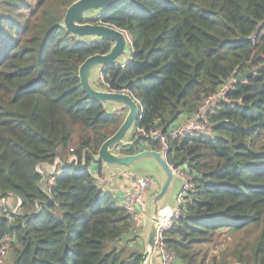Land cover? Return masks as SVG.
<instances>
[{
	"label": "trees",
	"instance_id": "1",
	"mask_svg": "<svg viewBox=\"0 0 264 264\" xmlns=\"http://www.w3.org/2000/svg\"><path fill=\"white\" fill-rule=\"evenodd\" d=\"M74 1L0 0V198L20 202L17 213L0 208L5 264L142 260L128 246L130 215L98 184L102 164L98 179L89 159L66 165L51 185L38 171L72 156L80 166L124 120L81 91L79 66L112 44L63 29ZM100 18L83 22L126 32L130 58L106 68L98 88L128 93L145 130L166 132L249 72L209 114L210 135L170 141L167 162L186 167L194 188L162 236L180 264H264V0H122ZM142 142L117 152L158 151Z\"/></svg>",
	"mask_w": 264,
	"mask_h": 264
},
{
	"label": "water",
	"instance_id": "2",
	"mask_svg": "<svg viewBox=\"0 0 264 264\" xmlns=\"http://www.w3.org/2000/svg\"><path fill=\"white\" fill-rule=\"evenodd\" d=\"M122 0H76L65 11L63 18V29L71 36L86 41L87 39H101L109 41L112 45L106 54H94L87 57L78 68V78L81 91L91 101L110 107L113 113H123L124 120L118 130L105 140L96 155L85 149L82 153V163L78 166L77 159L72 156L70 164L74 163L75 168L83 169L89 159L92 163L108 166H123L129 168L133 179L141 178L142 174L134 172V166L147 162L144 165L146 171L157 168L161 174V183L158 191L147 201L148 218L144 220V227L147 226L144 251L140 264H147L153 254L157 230L161 222V213L168 207L170 198L174 192L177 175L174 170L176 164L170 165L161 151L146 149L136 154H124L117 152L118 148H125L130 145L124 138L129 129L137 122L140 107L135 100L126 92H115L99 90L90 73L93 68H98L100 73L108 67H122L129 60L128 35L114 27L98 23H85L84 19H101L102 15L109 9L114 8ZM125 58H128L124 61ZM249 72L240 75H233L236 82L244 81ZM154 165V166H153ZM145 177V176H143ZM174 200L178 192H174Z\"/></svg>",
	"mask_w": 264,
	"mask_h": 264
},
{
	"label": "built area",
	"instance_id": "3",
	"mask_svg": "<svg viewBox=\"0 0 264 264\" xmlns=\"http://www.w3.org/2000/svg\"><path fill=\"white\" fill-rule=\"evenodd\" d=\"M130 54V52H129ZM233 82H236L232 76L227 82L214 94L207 96L199 107L198 112L186 120H178L174 127L169 128L166 132H162L159 129L145 130L137 126V122L131 127L129 137L127 142L130 143L129 146H133L139 139L143 142L144 147H149V143H155L158 145V151H161L165 157L169 152L170 141L172 140H184L186 137L194 136H207L211 134V125L208 119L209 114H212L216 109L220 101L224 100L226 92L230 89ZM104 84V76L102 73L99 74L98 80L96 82V87L98 85ZM141 112V111H139ZM121 148H118V150ZM117 150V151H118ZM58 163V161H56ZM68 164H60L58 168H54V172L48 175V183L51 185L54 182L55 176L59 174L66 165H70V160ZM174 173L180 180L181 190L175 198V205L169 207L170 216L165 221L162 222L157 230L155 244L153 249V254L156 259L159 260V264H175L176 261L179 262L173 255L169 254L163 243L162 232L168 228L171 223V218H177L178 216V205L182 202V197L188 191L192 190L193 184L190 182V175L187 172L186 167L178 166ZM124 178L132 180L131 187L124 193V197L120 205L126 210L130 215L132 225H134L136 231H142L144 220L148 218V207H147V196L152 191L155 181L152 176H145L139 179H133L130 174H122ZM45 177V176H44ZM46 178V177H45ZM7 199L0 198V208H5ZM20 202L18 201V207ZM141 229V230H140ZM11 239L4 237L0 241V255L9 248V243ZM0 256V260H1Z\"/></svg>",
	"mask_w": 264,
	"mask_h": 264
},
{
	"label": "rangeland",
	"instance_id": "4",
	"mask_svg": "<svg viewBox=\"0 0 264 264\" xmlns=\"http://www.w3.org/2000/svg\"><path fill=\"white\" fill-rule=\"evenodd\" d=\"M98 73H99V69L98 68H93L91 70V73H90V78L94 81L96 79ZM98 89L101 90L102 87H100ZM180 118H181L180 120H182L183 119V116L180 117ZM130 131H131V128L129 129V131L125 135V138L124 139H127L129 137L128 135H129ZM124 141L127 142V140H124ZM70 159H71V157L66 162H68ZM146 163L147 162H144L142 164H139V165L134 166L133 169H134V172L136 170V172H135L136 175H137V172L140 173V174H142L141 177H143V176H153V175H157V177H159L161 175L159 169H157V168H153L152 171H148V170L146 171V169L144 168V165ZM53 167H54V164H53ZM57 167H59L58 164H57ZM108 167L109 168L107 169V168H105V165H104V167H103L104 170L102 171V174L100 176L102 178V180H99V181L102 184V185H100V187L102 189H103V185L107 184V182L109 181V179L108 180L106 179L107 178V175H110V176L111 175H122L124 173L130 174L131 176L133 175L129 168H126V167H123V166H111L110 165ZM54 168H56V166ZM54 168H53V171L51 173L54 172ZM89 170H90L91 173H94L97 170V165L94 164V163H91L90 166H89ZM38 171L41 172L46 177V179H48L49 176L47 175V173L45 172V170L43 169L42 166L38 167ZM103 178H105V179H103ZM42 186L43 187L45 186L44 183L42 184ZM180 190H181L180 180L177 177V180L175 181L174 192H178L179 193ZM174 192L172 194V197L170 198L173 201H174V194H175ZM5 210L6 211H10L12 213H17L19 211V208H18V200L15 199V198L8 197L7 198V203H6ZM167 216H168V213L166 211L163 214V216H162V222H164L167 219ZM133 229H135L134 225H133ZM133 229H132V235L133 234L136 235V238L133 241L129 242L128 243V246L129 247L138 246L139 251L141 250L142 253H143V251H144V239H145V234H146L147 226L143 227L142 231H138L137 230L136 233H134L135 230H133ZM139 235H142V237H143L142 240L141 239H138V236ZM129 238H131V236H129ZM129 238H127L126 240H122L119 243V245L126 244V242L129 240ZM132 238H134V237H132ZM135 241H136V244H135ZM0 256L2 257L1 260H0V264L1 263L2 264H5V263L9 262L12 259V256H13L12 247L9 246L8 250H6L5 253L3 252ZM154 257H155V255L152 254V256L148 259L147 264H159V260L155 259L156 257L155 258Z\"/></svg>",
	"mask_w": 264,
	"mask_h": 264
},
{
	"label": "crops",
	"instance_id": "5",
	"mask_svg": "<svg viewBox=\"0 0 264 264\" xmlns=\"http://www.w3.org/2000/svg\"><path fill=\"white\" fill-rule=\"evenodd\" d=\"M128 52H129V49H128ZM127 59L128 58H125L124 61H126ZM99 74H100V71H99L96 79L94 81L92 80L95 85H96V82L98 80ZM102 90H104V89H102ZM107 108L109 109L110 107H107ZM125 140H128V138L125 139ZM56 161H58V160H56ZM60 163L61 162H59V161H58V163H54V167L56 166V168H57V164L60 166ZM40 166L43 167V169L45 170L47 175H50L51 172L53 171V165L41 164ZM92 174L97 179L99 178L98 174H97V170L94 173H92ZM152 177H153V179L155 181V185H154L152 191L150 192V194L147 196V201L149 200V198L151 196H153L158 191L160 183H161V175L159 177H157V175H153ZM103 179H105V178H103ZM106 179L107 180L109 179V181L107 182V184L103 185V190L109 191L112 194V197H114V199L116 200V202H118L120 204L122 202V200H123L124 193L131 187L132 180L124 178L121 175H111V176L107 175ZM99 180H102V178L100 177L98 179V184L102 185ZM174 205H175V200L174 201H169L167 208L173 207ZM138 239L142 240L143 239L142 235H139ZM175 264H180V262L176 261Z\"/></svg>",
	"mask_w": 264,
	"mask_h": 264
},
{
	"label": "bare ground",
	"instance_id": "6",
	"mask_svg": "<svg viewBox=\"0 0 264 264\" xmlns=\"http://www.w3.org/2000/svg\"><path fill=\"white\" fill-rule=\"evenodd\" d=\"M166 211H167V213H168L167 219H168L169 216H170V211H169V209H168V208H165V209L162 211V213H161V222H162V216H163V214H164ZM167 219H166V220H167ZM166 220H165V221H166ZM165 221H164V222H165Z\"/></svg>",
	"mask_w": 264,
	"mask_h": 264
},
{
	"label": "clouds",
	"instance_id": "7",
	"mask_svg": "<svg viewBox=\"0 0 264 264\" xmlns=\"http://www.w3.org/2000/svg\"><path fill=\"white\" fill-rule=\"evenodd\" d=\"M105 90V89H104Z\"/></svg>",
	"mask_w": 264,
	"mask_h": 264
}]
</instances>
